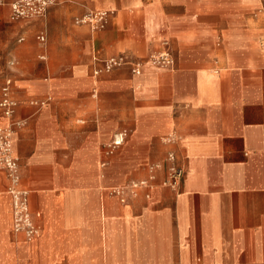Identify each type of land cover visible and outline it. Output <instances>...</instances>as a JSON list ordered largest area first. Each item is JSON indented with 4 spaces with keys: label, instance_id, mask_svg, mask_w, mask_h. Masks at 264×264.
Segmentation results:
<instances>
[{
    "label": "crops",
    "instance_id": "crops-1",
    "mask_svg": "<svg viewBox=\"0 0 264 264\" xmlns=\"http://www.w3.org/2000/svg\"><path fill=\"white\" fill-rule=\"evenodd\" d=\"M10 4L0 94L9 80L25 121L13 152L39 236L13 233L0 171V264H264V0H53L28 19ZM101 11L97 30L77 23ZM163 42L167 68L149 62ZM169 151L179 189L163 168L125 203L111 194Z\"/></svg>",
    "mask_w": 264,
    "mask_h": 264
},
{
    "label": "built area",
    "instance_id": "built-area-1",
    "mask_svg": "<svg viewBox=\"0 0 264 264\" xmlns=\"http://www.w3.org/2000/svg\"><path fill=\"white\" fill-rule=\"evenodd\" d=\"M53 4V0H15L10 5L12 17L14 19H28L43 15ZM106 12L88 13L84 18L77 20L78 24H88L93 30L101 28L105 21ZM44 42V37H39ZM161 49L150 56V63L159 68L171 67L173 59L167 49V43L161 44ZM117 63L113 60L105 62L100 67H94L92 70L93 77L109 73ZM141 72V63H135L132 66V73L139 75ZM11 82L6 80L1 88L0 94V112L7 119V124L0 126V171H4L9 186L7 189L11 197V223L14 234H22L25 239L32 240L39 236V229L36 226L32 212L28 204V192L20 187L19 162L13 152V137L16 130L25 126V121L14 120L13 115L17 107V102L11 97ZM29 106L41 109L44 102L29 101ZM127 137L126 132H120L113 135L111 142L105 147V155L110 156L113 152L121 147ZM168 142H174V137L170 136ZM104 164H101L103 166ZM166 169V179L162 183L164 187L172 190L179 189L183 177L184 169L179 165L176 154L169 151L162 164H152L148 167V177L146 180L133 181L121 187L111 189V194L116 196L120 203H125L128 196H134L139 190L148 189L154 179V173L159 169ZM36 217L39 215L36 214Z\"/></svg>",
    "mask_w": 264,
    "mask_h": 264
},
{
    "label": "rangeland",
    "instance_id": "rangeland-1",
    "mask_svg": "<svg viewBox=\"0 0 264 264\" xmlns=\"http://www.w3.org/2000/svg\"><path fill=\"white\" fill-rule=\"evenodd\" d=\"M10 2L11 1H9V0H0V7H8L9 6V4H10ZM11 5V4H10ZM46 12H47V10H46ZM102 12V11H101ZM162 44V43H161ZM161 44H160V48H162L161 47ZM150 61V60H149Z\"/></svg>",
    "mask_w": 264,
    "mask_h": 264
}]
</instances>
